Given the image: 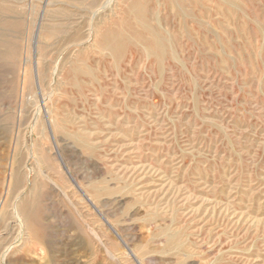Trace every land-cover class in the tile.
<instances>
[{"label":"rangeland","instance_id":"rangeland-1","mask_svg":"<svg viewBox=\"0 0 264 264\" xmlns=\"http://www.w3.org/2000/svg\"><path fill=\"white\" fill-rule=\"evenodd\" d=\"M0 264H264V0H0Z\"/></svg>","mask_w":264,"mask_h":264},{"label":"bare ground","instance_id":"bare-ground-1","mask_svg":"<svg viewBox=\"0 0 264 264\" xmlns=\"http://www.w3.org/2000/svg\"><path fill=\"white\" fill-rule=\"evenodd\" d=\"M173 2V1H172ZM222 2V1H221ZM177 6V5H176ZM180 10V9H179ZM135 15L140 16V11L136 10L135 11ZM123 31V30H122ZM140 38V37H139ZM152 45V46H151ZM150 46H148L150 51H153L154 53H158L160 54L161 51H163L164 49V42H162L161 40H159L158 38H154L152 41V44Z\"/></svg>","mask_w":264,"mask_h":264}]
</instances>
